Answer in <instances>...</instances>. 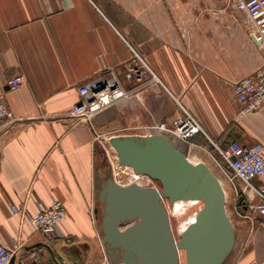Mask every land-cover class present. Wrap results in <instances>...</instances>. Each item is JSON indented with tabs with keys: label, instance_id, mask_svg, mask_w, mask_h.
Wrapping results in <instances>:
<instances>
[{
	"label": "crops",
	"instance_id": "1",
	"mask_svg": "<svg viewBox=\"0 0 264 264\" xmlns=\"http://www.w3.org/2000/svg\"><path fill=\"white\" fill-rule=\"evenodd\" d=\"M263 65L247 16L229 0H0V94L13 114L0 120V240L22 245L17 263L42 249L41 264H107L101 143L165 134L155 127L180 118V104L205 131L186 154L201 159L231 140L264 147V103L241 115L233 93ZM152 74L167 90H147ZM16 75L26 81L11 91ZM100 77L116 78L128 96L90 115L79 90ZM238 182L235 245L223 264H264V217L238 209ZM253 182L264 187V177ZM55 203L69 242L48 246L24 216Z\"/></svg>",
	"mask_w": 264,
	"mask_h": 264
},
{
	"label": "water",
	"instance_id": "2",
	"mask_svg": "<svg viewBox=\"0 0 264 264\" xmlns=\"http://www.w3.org/2000/svg\"><path fill=\"white\" fill-rule=\"evenodd\" d=\"M105 86L102 83L94 91ZM110 144L121 165L162 186L161 190L137 183L124 186L113 179L100 184L98 199L103 209L99 229L110 264H182L181 253L186 264H223L234 248L235 230L227 213L224 188L212 169L204 162L193 163L160 134L114 137ZM237 192L240 196V186ZM163 198L172 203H203L179 240L173 234ZM242 203L240 196V211ZM27 254L23 252L21 257ZM16 263L17 257H13L10 264Z\"/></svg>",
	"mask_w": 264,
	"mask_h": 264
},
{
	"label": "built area",
	"instance_id": "3",
	"mask_svg": "<svg viewBox=\"0 0 264 264\" xmlns=\"http://www.w3.org/2000/svg\"><path fill=\"white\" fill-rule=\"evenodd\" d=\"M229 1L233 4L236 11L243 12L247 16L249 36L259 49L264 50V0ZM140 61L143 63L142 60ZM25 81L26 79L23 75H16L9 80V89L15 91ZM102 83H106L105 88L95 92L94 88ZM147 90L152 93H161L167 90V88L155 74H152L151 79L147 83ZM79 92L87 101L88 113L90 115H94L104 107L128 96L116 78L106 80L104 77L98 78L89 85H84ZM233 93L241 106V115H248L260 110L264 103V65L254 74L236 82L233 85ZM179 107L183 112L180 118L174 120L172 124L162 122L155 129L165 133L160 135H165L171 138L172 141L175 138L186 143H191L197 133L201 132L205 134V131L192 113L180 104ZM12 117V112L6 106L3 95L0 94V120L4 118L11 119ZM101 146L106 149L103 142ZM216 148L220 154L222 163L218 160L216 161L227 175L229 181L233 184L237 181L240 182L242 190L240 196L243 198L242 207L247 209L250 206H254L259 215L264 217V187H259L253 182L257 178L264 177V147L260 144L246 146L238 141L231 140L227 149ZM105 151L107 152V150ZM118 164L124 166L120 163ZM115 181L117 182V180ZM132 183L135 182H130L129 184ZM119 184L121 185V183ZM20 213L21 211L18 208L13 207V214L15 216H19ZM65 216L66 210L64 206L61 203H55L50 207L41 208L35 215H25L24 219L30 231L41 234L46 239L48 246H51L58 239L69 242L67 236L60 229V223ZM21 247L22 245L19 244L9 247L0 240V264H10L13 257H20ZM31 259V264H41L42 249L35 250ZM52 264L63 263L58 261ZM107 264H110V261Z\"/></svg>",
	"mask_w": 264,
	"mask_h": 264
},
{
	"label": "rangeland",
	"instance_id": "4",
	"mask_svg": "<svg viewBox=\"0 0 264 264\" xmlns=\"http://www.w3.org/2000/svg\"><path fill=\"white\" fill-rule=\"evenodd\" d=\"M191 1H196V0H191ZM198 1H201V0H198ZM173 142L182 150H185V147L186 148L192 147L189 143L183 142V141L175 139V138L173 139ZM103 145H105V147H106V149H104V148L101 149V152L104 155L103 156L104 162H103V167H102L104 179L106 181L108 179H113V180L117 179L118 181L121 182V184H123V183H124V185L129 184L131 181H133L135 179V177L133 176V172L131 171V169H129L125 166H120L118 164L119 160H118V157H116L117 152L115 151V149L110 144V140L108 141V139H106L105 142H103ZM105 150H107V152ZM202 155H203L202 160L205 161L210 166V168L215 173V175L220 180H222V182H224V184H225L227 192L229 193L228 199L226 202V206H227V211H228L229 217L231 218L232 216H234L236 214V196L237 195L235 194V191L233 189V185H232L233 183L231 181H229L227 175L222 171V168L220 167V165L216 161V160H218L219 162L222 163V160L220 158V154H219L217 149L212 148L208 153H204ZM192 157H194V156H192ZM127 177H129V178H127ZM127 179H128V181H127ZM143 180H145V181H143ZM140 182H142L145 185V187H148V188H157L158 190L162 189L161 183L157 180H154V179L151 180V179H147V178H142V179H140ZM165 205L167 206V210L169 211V213H171L170 214L171 215V225L173 226L175 233H176V237L178 239L181 236V234H180L181 229L184 226H186L187 224H189L195 218V216L197 215V212L199 211V209L201 207H200V205H198L196 207L183 206L180 210V213L183 212V216H185V217L184 218H178L179 217L177 215L178 210L176 209V207L171 209L172 207L170 208L169 205L167 204V202L165 203ZM102 209H103V205H102L101 210ZM172 211L175 212L176 215H174ZM101 213H102V211H100L99 220H98L99 222H101V217H102Z\"/></svg>",
	"mask_w": 264,
	"mask_h": 264
},
{
	"label": "bare ground",
	"instance_id": "5",
	"mask_svg": "<svg viewBox=\"0 0 264 264\" xmlns=\"http://www.w3.org/2000/svg\"><path fill=\"white\" fill-rule=\"evenodd\" d=\"M164 137H166L177 149H179V150H181V151H183L181 148H179L172 140H171V138H169V137H167V136H164ZM107 138V137H106ZM109 141V140H108ZM105 142V141H104ZM110 146V145H109ZM109 149V148H108ZM112 149V148H111ZM114 150V149H113ZM115 152V151H114ZM184 152V151H183ZM111 153V152H110ZM111 155V154H110ZM187 156H188V158L193 162V163H199V162H204V163H206L205 161H203V160H201L200 158H196V157H192L191 155H188V154H186ZM109 157V156H108ZM117 157V156H116ZM207 164V163H206ZM208 165V164H207ZM125 167H127V168H129V169H131V171L133 172V176L135 177V179L133 180V181H131V182H135V183H137L138 185H140V186H142V187H145V185L142 183V182H140V179H142V178H147V179H151L152 180V178H149V176L147 177V176H144V175H139V174H137V173H135L134 172V170H133V168L132 167H130V166H128V165H124ZM209 166V165H208ZM119 167V166H118ZM210 167V166H209ZM127 178H129V177H127ZM115 179V178H114ZM115 180H117V179H115ZM220 180V179H219ZM127 181H128V179H127ZM143 181H145V180H143ZM117 182H119V183H121L120 181H118L117 180ZM220 182H221V184H222V187L224 188V191H225V195H226V200L228 199V192H227V189H226V187H225V184H224V182H222V180H220ZM124 184V183H123ZM123 184H121V185H123ZM155 186V185H154ZM162 203H163V205H164V207H165V209H166V211H168L167 210V206L165 205V203L167 202V204L169 205V207L171 208V209H173V208H175L176 207V209L178 210V213H177V215L179 216L178 218H184L185 216H183V212H181L180 213V210H181V208L183 207V206H191V207H196V206H198V205H200V207H202V205H203V203L201 202V201H183V200H179V201H176V202H174V203H172L169 199H167V198H163L162 200ZM196 210V209H195ZM200 210V209H199ZM171 211V210H170ZM173 212V211H172ZM168 213V215H169V218H170V222H171V213H169V211L167 212ZM198 213V212H197ZM227 213H228V211H227ZM173 214L174 215H176V213L175 212H173ZM229 215V214H228ZM195 219H196V216H195V218L189 223V224H187L186 226H184L182 229H181V231H180V234L182 235V233L186 230V228L191 224V223H193L194 221H195ZM175 222V221H174ZM186 224V223H185ZM172 230H173V234H174V236H175V238L177 239V237H176V233H175V230H174V228H173V226H172ZM180 238H181V236H180ZM180 238H178V239H180ZM177 239V240H178ZM181 260H182V264H186V262H185V255H184V253H181Z\"/></svg>",
	"mask_w": 264,
	"mask_h": 264
},
{
	"label": "trees",
	"instance_id": "6",
	"mask_svg": "<svg viewBox=\"0 0 264 264\" xmlns=\"http://www.w3.org/2000/svg\"><path fill=\"white\" fill-rule=\"evenodd\" d=\"M57 262H58L57 259H53V260H52V263H57ZM52 263H51V264H52Z\"/></svg>",
	"mask_w": 264,
	"mask_h": 264
}]
</instances>
